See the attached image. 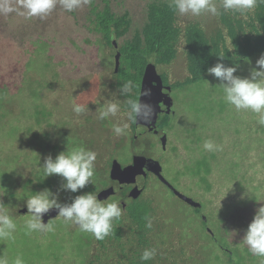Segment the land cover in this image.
Segmentation results:
<instances>
[{"label":"rangeland","instance_id":"rangeland-1","mask_svg":"<svg viewBox=\"0 0 264 264\" xmlns=\"http://www.w3.org/2000/svg\"><path fill=\"white\" fill-rule=\"evenodd\" d=\"M110 2L115 12L122 14L126 9L131 13L128 32L116 41L120 45L142 27L144 1ZM70 13L60 7L45 19L0 15V188H3L0 189V201L10 206L9 214L17 225L14 240H0V254L5 252L9 259L21 255L26 264H88L99 247L92 234L80 231L77 225L65 223L58 216L48 221L53 226L52 231L27 233V211L20 214V210L27 209L26 199L34 194L33 189L36 193L44 190V182L39 179H49V190L53 194L59 193L57 201L61 204H70L76 195L87 192V186L78 193L63 190L66 181L62 177L45 178L40 168L48 155L55 159L67 146H82L79 139L70 137V127L60 131L55 124L62 123L63 118L59 115L67 116L75 99L83 101L85 89L87 102L94 98L89 96L87 82L96 79L97 71L102 72L100 68L105 67V72H111L114 65L112 48L105 44L100 34L89 31L85 14L78 13L75 19ZM237 13L240 18L248 19L251 11L243 15ZM188 23H199L208 36L223 30L220 15H176L179 28L183 29ZM83 24L87 29L81 27ZM261 54L264 51L248 57L252 67ZM231 66L237 67L234 75H249L250 66L244 59ZM156 69L170 84L183 82L188 77L184 37L179 38L174 60L168 65H156ZM88 71L95 74H87ZM219 84V80L207 74L202 80L172 92L170 127L164 129L168 137L165 152L160 150L153 137L131 140L127 100L115 92L110 99L120 102V112L112 117L111 125L107 124L103 129L96 126L87 137L88 145H83L103 157L94 162V176L89 186H98L97 190L92 189L97 193L104 188L102 182L109 184L106 160L110 156L121 164L130 163L133 154L156 159L162 165L163 178L180 193L202 205L201 214L220 246L211 245L213 250L207 262L227 264L225 254L220 251L228 250L245 257L241 261V257L231 252L234 264H260V258L247 256L249 250L241 241L255 210L264 205V126L258 123L256 114L237 111L227 104L222 89L217 87ZM56 100H62L63 105H57L55 110ZM121 122H128L129 128L125 135L116 136L112 126ZM209 139L222 150L205 151L203 144ZM114 142L119 146L123 144L118 153L112 152ZM199 166L198 177L193 172ZM155 185L158 184L150 180L142 198L157 207L156 215H172L173 222L179 225L172 223L164 228L172 250L179 252L185 247L188 254V250L197 247L202 254L199 257L203 258V246L214 243L204 235L206 228L201 224L200 215H195L194 209ZM242 195L244 199H240ZM125 218L124 214L120 217ZM180 225L186 228L182 229ZM185 232L190 235L188 239L183 238ZM211 253L218 254L220 260L216 256L214 259Z\"/></svg>","mask_w":264,"mask_h":264},{"label":"trees","instance_id":"trees-1","mask_svg":"<svg viewBox=\"0 0 264 264\" xmlns=\"http://www.w3.org/2000/svg\"><path fill=\"white\" fill-rule=\"evenodd\" d=\"M143 1L142 11L145 19L142 27L136 29L131 38L124 40L119 47L121 58L117 78L122 83L131 80L135 85L131 94L121 96L124 100L138 98L144 69L148 63L153 62L155 66L168 65L174 60L176 45L181 36L184 37L188 77L183 82L174 83L172 85L174 90H179L184 85L194 84L207 77V69L214 67L216 63L231 66L244 58L264 51V3H260L259 0L257 7L248 14V19L240 18L237 12L231 14L221 12L220 20L223 30H216L211 36L206 34L199 23H188L183 29L179 28L176 25V13L169 7V0ZM58 8H60L59 5L51 14L54 15ZM78 13L85 14L84 20L86 22L88 20L89 31L100 34L108 46L111 45L112 40L117 41L122 38L131 24L130 11L125 9L122 14L115 12L110 0H100L99 3L96 0H89L88 10L85 5L70 14L77 19ZM81 27L87 29L86 24ZM162 79L164 84H168L164 74H162ZM125 106H128L127 103ZM165 123L166 117L164 116L162 128ZM111 158L112 156L107 161L108 166ZM193 174L199 177L200 166ZM39 180L44 182L43 189H50L49 179ZM200 182H204L202 177H200ZM86 188L87 192H92V189L95 191L97 186L88 185ZM33 191L35 194L37 190L33 189ZM155 209L157 207L152 202L143 198L131 200L126 207V218L114 220L112 234L103 240H97L99 247L93 258L89 259L88 264H209L207 262L211 258L209 253L213 250L211 245L217 247V244L207 235L206 230L204 235L209 237L210 243L214 244L203 246V258L199 257L202 254L197 247L188 250V254L185 247L175 252L172 250L173 246L170 245L169 237L167 240V232L164 229L174 223L170 217L172 215L158 216ZM195 212L199 213L197 210ZM146 215L152 218L151 228L146 227L147 221L144 219ZM201 224L203 228H206L207 223L201 221ZM181 228L186 227L181 226ZM186 234L183 238L188 239L190 235L186 236ZM181 242L184 243V239L181 238ZM152 248L156 249L154 258L142 261L143 251ZM220 253L225 254L227 264H234L233 255L241 257V261L245 259L237 252L236 254L232 252V256L226 252L220 251ZM212 256L220 260L218 254H212ZM247 256L251 259L253 255L249 251Z\"/></svg>","mask_w":264,"mask_h":264},{"label":"clouds","instance_id":"clouds-1","mask_svg":"<svg viewBox=\"0 0 264 264\" xmlns=\"http://www.w3.org/2000/svg\"><path fill=\"white\" fill-rule=\"evenodd\" d=\"M264 3V0H259ZM89 0H0V15L7 16L16 14L25 19L47 18L59 5L64 11L72 12L82 8ZM258 0H169V7L173 9L178 17H199L203 14L216 17L220 10L224 12H239L241 15L255 9ZM223 59V58H221ZM245 63L250 66L249 75L240 77L234 75L237 67L226 66L224 63H216L214 67L207 69V74L220 81L219 87L223 91L225 102L237 111H250L257 115L258 123L264 126V54L255 62L244 58ZM135 85L131 80L122 83L118 89L121 96L132 93ZM115 95V93H113ZM142 96H151V89H145ZM129 111V121L143 122L148 124L152 121L155 109L151 104L139 99L126 101ZM88 110L86 104L73 102V111L79 115ZM98 118L101 120L117 116L120 112V102L108 99L96 109ZM129 128L128 122H121L112 126L116 136L126 134ZM205 151H221L220 145L213 140H206L203 144ZM97 154L84 146H67L65 151L44 158L43 166L40 167L46 177L59 176L66 183L62 188L71 193H78L91 182L94 176V162ZM3 189V188H0ZM59 193L53 194L49 189L30 195L26 199L28 218L25 221L27 233L33 231H52L51 223L44 224L43 216L52 209L58 210V217L65 223H72L79 230L92 234L97 240H103L113 232V221L118 220L123 210L118 199L100 200L96 192H86L76 195L70 204H61L57 201ZM242 195L240 199H244ZM10 206L0 201V240H14L17 225L14 218L9 214ZM146 227H152V218L145 216ZM242 244L255 257L260 258V264H264V205L255 210L252 221L247 226L242 239ZM156 249H145L141 260L148 261L154 258ZM0 264H26L21 255L12 259L3 252L0 254Z\"/></svg>","mask_w":264,"mask_h":264},{"label":"flooded vegetation","instance_id":"flooded-vegetation-1","mask_svg":"<svg viewBox=\"0 0 264 264\" xmlns=\"http://www.w3.org/2000/svg\"><path fill=\"white\" fill-rule=\"evenodd\" d=\"M115 42H116V40H115ZM116 45H117V47H114L112 45V43H111V45L109 46L113 50V61H114L115 54L117 52H120L119 51L120 45L117 42H116ZM100 69H101V71L103 73L97 71L96 79L91 78V79H93L92 82H87V86L89 87V96L91 97L93 95L94 98L88 99L89 101L87 102V90L86 89H85L83 101L82 100L76 101V99L73 97L75 99V100L74 99L73 100L76 103H81V101H82L81 104H86L88 110H86L82 114L77 115L73 111V104H72V107L69 109V114L67 116H65V114H63L61 116L59 115V117L63 118L62 123L60 125H57V124L54 123L55 124V128L58 129V130H60V131H67L68 130V127H70V129L68 131V133L70 135H72L70 137L71 138L79 139L82 142L81 143L82 146L83 145L84 146L88 145L87 137H90L91 136L92 130L94 128H96V126H98L101 129H103L104 126H106L107 124L108 125H111L112 124V117H109L108 119H105V120H101V119L98 118V113L96 111L97 108H99L101 105H103L106 102L107 99L105 97L107 95V92L109 93L108 96H107L108 99H110V97L115 92H116V94L119 97H121V95L118 92V89H119L120 85L122 84V81H119V79L117 78L118 72H119V68H118V71L117 72H115L114 65H113V69H112L111 72H105V71H107L105 67L104 68H100ZM87 74L94 75L95 72L88 71ZM159 75L162 78V74H159ZM143 76H144V73H143ZM143 78L144 77H142V80H143ZM142 80H141V83H142ZM162 81H163V79H162ZM163 85H164L165 89L167 87H170V91H169L170 96H171L172 92H175V90L172 89V85L173 84H170L168 82V84H164L163 83ZM140 87H141V84H140ZM139 91H140V89H139ZM138 98H139V92H138ZM60 101H62V100H56V103H54L55 104L54 105L55 106V110H56V106L59 105V104H61ZM94 104H96L97 106H95ZM61 105H63V104H61ZM126 107H128V106H126ZM171 115L172 114L167 115L164 112V110H163V112H161L159 114V116L157 118V121H156V129H157V132H149L148 131V132H145L142 135H139L136 139L133 138V134L135 132V122L136 121H133V122L130 121V129H131V133H132L131 140L132 141H136V140H138L140 138H144V137H148V136L153 137L154 139H156L158 141L157 143H159V145H160V150L162 152H165L166 148L163 149L161 139H162V137L164 135H166V144H167L168 137H167V133L164 131V129L170 127V125H169L170 124V121L169 120H170V117H172ZM56 116L58 117L57 114H56ZM164 116L166 117V123L164 124V128H162L161 127V124H162V119H163ZM122 145L123 144H121V146ZM121 146H119L118 143H115L114 142L112 152L115 151L116 153H118V151H119V149H120ZM93 151L94 152H97L95 150H93ZM134 155L135 154H133L131 156L130 163H128V164H121L120 163L121 166L124 168L125 166L132 164V160H133V156ZM98 157H100L101 159H103L102 155L101 156H97V158ZM146 158L153 159L151 157H146ZM114 160H116V159H111V162H110V165H109V180H110V182H109V184L102 182L101 185H102V187L104 186V188H101V190L97 191V195H98V193L100 191H103V190L105 191L106 190V187H108V186L110 187V186L113 185V181L110 178V170H111V165H112V163H113ZM153 160L158 161L156 159H153ZM107 161H108V159L106 160V164H107ZM158 162L160 163V161H158ZM161 172H162V170H161ZM150 180H152L154 182V184H156V183L158 184V185H155V186L161 187L163 190L167 191L172 196H174L176 199H178L171 192V190L169 189V187L167 185H165L163 182H161V180H159L158 177L154 173L148 171L146 173V176H145V186H144V189L141 191V194L137 198L130 197V192L135 187V183H133V184L125 185L123 188H116V192H114L113 194L107 196L104 200H107V199L112 198V197H114L115 199H118L120 201V206H121V208L123 210V214L125 215L126 214V207L131 202V200H139L140 198L142 199V196L144 195V193H145V191H146V189L148 187V184H149V181ZM97 189H98V186H97L96 190ZM182 203H184V202H182ZM188 207H190V206H188ZM190 208H192V207H190ZM192 209H194V208H192ZM195 210L199 211V213H196ZM201 210H202V208L200 210L199 209H194V212H195V215H200V219L202 221L203 214H201ZM215 239H216V241H214V240L213 241L217 244V248H220L217 238H215Z\"/></svg>","mask_w":264,"mask_h":264},{"label":"water","instance_id":"water-1","mask_svg":"<svg viewBox=\"0 0 264 264\" xmlns=\"http://www.w3.org/2000/svg\"><path fill=\"white\" fill-rule=\"evenodd\" d=\"M112 45L117 47L115 40H112ZM120 52H117L114 56V67L115 72L118 71L120 66ZM141 83L140 91H139V100L151 104L155 109V114L150 123L144 124L143 122H135V132L133 134V138L136 139L139 135L144 134L145 132H157L156 129V121L161 112H164L169 115L172 112V99L169 94L170 87L165 89L163 85V81L161 76L158 74L156 66L153 63H148L144 69V76ZM145 89H151V96H142L141 93ZM164 108V109H163ZM163 149L166 148V135H164L161 139ZM161 164L158 161H155L150 158H146L141 155L135 154L133 156L132 164L125 166L124 168L121 164L114 160L111 165L110 170V178L113 181V185L107 190L100 191L98 193V198L100 200H104L107 196L116 192V188H123L125 185L135 183V187L130 192V197L137 198L141 191L145 186V176L146 173L152 172L154 173L161 182L169 187L171 192L182 202L187 204L188 206L194 209H201V203L194 201L192 198L180 193L176 190L169 182L163 178L161 175ZM27 211V209L20 210V214H23ZM58 216V210L52 209L48 213L43 216V223L47 224L49 220ZM202 221L207 223L206 218L202 216ZM206 232L216 241L214 237V233L206 227ZM225 250V249H222ZM225 252L231 254L228 250Z\"/></svg>","mask_w":264,"mask_h":264}]
</instances>
